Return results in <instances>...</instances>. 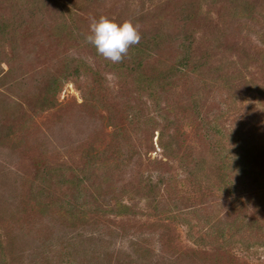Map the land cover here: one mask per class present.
Wrapping results in <instances>:
<instances>
[{
	"label": "rangeland",
	"instance_id": "rangeland-1",
	"mask_svg": "<svg viewBox=\"0 0 264 264\" xmlns=\"http://www.w3.org/2000/svg\"><path fill=\"white\" fill-rule=\"evenodd\" d=\"M0 264H264V0H0Z\"/></svg>",
	"mask_w": 264,
	"mask_h": 264
},
{
	"label": "clouds",
	"instance_id": "clouds-1",
	"mask_svg": "<svg viewBox=\"0 0 264 264\" xmlns=\"http://www.w3.org/2000/svg\"><path fill=\"white\" fill-rule=\"evenodd\" d=\"M89 29L86 42L94 46L98 55L114 64L122 62L130 47L141 40L139 26L131 20L118 23L102 15L91 20Z\"/></svg>",
	"mask_w": 264,
	"mask_h": 264
},
{
	"label": "trees",
	"instance_id": "trees-1",
	"mask_svg": "<svg viewBox=\"0 0 264 264\" xmlns=\"http://www.w3.org/2000/svg\"><path fill=\"white\" fill-rule=\"evenodd\" d=\"M246 13V10L244 9L242 12H241V18H246L248 16L245 15ZM189 49V47H188ZM139 54L141 55V53L143 54L142 52V49L140 48L139 50ZM190 51V49H189ZM186 53L188 54V50L186 51ZM142 56V55H141ZM191 59L189 58V54L187 55V57L185 56L184 59L181 61L180 63V68H187L189 69V63H190ZM68 63H72V60H70ZM73 65H75V68H74V72L76 74L78 73H82V74H85L89 77H92V79L94 80V82L98 83V73L96 72V69H93L90 67V63H86L85 61H82L81 59H78L75 63H72ZM73 65L71 64H68V66H72ZM140 67H141V62L137 63V65H134L132 70L130 71V74L134 73L133 71H135V73H139V70H140ZM180 73H183L181 70L179 71V74ZM64 75V74H63ZM141 77V80L140 81H145V85L146 87H148V89L150 91H156V87L155 85L150 82H146V80H142V74L139 75ZM152 81L155 82V79H153ZM58 84V80L55 78V76H51V78L49 79L48 81V84L45 86V98L42 102V105L41 107L42 108H52L53 104H54V101H53V98H50V95H55V93L57 92V87L59 85ZM99 84V83H98ZM154 85V86H153ZM154 95L160 99V93L157 94L156 92L154 93ZM162 96V95H161ZM135 123V125H138V122H139V118L135 116V120L133 121ZM178 127V124L176 122H172V127ZM172 127L170 128V130L172 129ZM215 132L214 130H211L209 134V138H212V139H215ZM175 136H176V132H172L171 134V131L170 133H167V134H164V133H161V135L159 136V139H160V143L162 144L163 143V140L164 138H169L168 142L166 143H163L162 145L164 147L167 148L168 151H173L175 152V150L177 149L178 145L176 144L175 142ZM124 164V160H121V162L119 164H117L115 166L116 169H118L120 167V165ZM196 172H198V170L195 168ZM148 192L151 194L153 193V195H155V186L154 185H150V188H148Z\"/></svg>",
	"mask_w": 264,
	"mask_h": 264
}]
</instances>
